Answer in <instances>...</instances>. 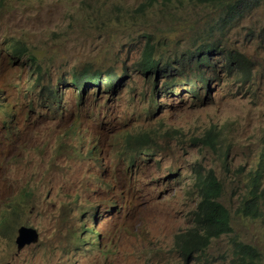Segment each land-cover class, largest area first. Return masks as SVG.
I'll return each mask as SVG.
<instances>
[{
  "label": "rangeland",
  "instance_id": "rangeland-1",
  "mask_svg": "<svg viewBox=\"0 0 264 264\" xmlns=\"http://www.w3.org/2000/svg\"><path fill=\"white\" fill-rule=\"evenodd\" d=\"M140 3L0 0V101L13 105L5 116L0 104V264H172L179 259L174 236L188 229V213L198 202L196 171H213L233 231H250L264 261V4L246 20L230 21L220 39L214 36L227 52L250 61L252 75L243 83L241 72L217 65L219 55L209 53L206 70L196 62L199 56H189L193 45L213 44L207 29L217 17L215 6H150L138 15L142 20L147 13L144 30L133 17ZM146 33L153 45L167 46L168 55L188 49L184 66L171 67L187 77L207 75V88L199 89L202 82L193 78L199 89L194 97L192 78L175 71L165 79L142 74ZM10 38L27 41L32 60L6 54L3 41ZM42 61L49 68L44 86L52 87L57 75L65 81L57 109L27 92ZM85 70L127 77L115 94L92 86L84 93L79 75ZM146 147L148 158L137 155ZM255 175L261 214L240 218L235 210L250 197ZM115 194L130 203L117 218ZM52 205L64 213L50 215ZM34 208L42 216L35 219ZM147 212L162 229L146 219ZM20 226L38 236L18 252ZM85 227L90 232L81 233ZM206 253L211 263L228 264L229 237L213 241ZM188 264L206 263L193 258Z\"/></svg>",
  "mask_w": 264,
  "mask_h": 264
},
{
  "label": "clouds",
  "instance_id": "clouds-1",
  "mask_svg": "<svg viewBox=\"0 0 264 264\" xmlns=\"http://www.w3.org/2000/svg\"><path fill=\"white\" fill-rule=\"evenodd\" d=\"M174 2L179 4L177 7L182 6L185 10L188 9L187 6L190 4L197 5V6H209V5L215 6L214 12L217 13V17L209 22V27L207 29V35L211 38L212 43L219 42V40H215L214 36L217 35L218 39H220L223 36L224 27L227 26V24L230 21H232V20H237V21L246 20L248 18L247 16L250 17L252 15V13H254L258 9H260L259 6L264 4V0H226L225 2H222V3H215L212 1H203V0H170L169 2H165L163 0H157L156 2L152 3L149 0H141V3L133 11L134 20H135V22H137L139 24L140 28L145 30L149 24L148 18H147V13L144 15L142 20H141V18H138V15H142L143 10H147L150 6H154V5L159 4V3L164 5V6H167V5L174 3ZM263 31H264V29H263ZM246 35H248V33H246L245 36ZM142 37H144L146 39L145 43H153L152 41H148V39L151 37V35L146 33ZM3 43H7V46L5 47L4 52L6 54L10 53L13 56V59L17 58L20 60H23V59L32 60V56L29 53L27 46L24 44V43H28L27 41H23L20 38H10V39H6V40L4 39ZM11 43H22L24 45V47L26 48V53L24 55H22L21 57L13 55L12 52L8 48V46ZM155 43H158V42H155ZM160 48H161L160 53H164L165 62L163 64H161L159 69L156 70L155 72L163 75L162 79H165V76L168 75V71H175L176 74H178L179 76L184 74V70L178 69L177 67H171V62H174L172 60V57L175 56V57H177L178 60L174 63L178 62L180 64V66H184V61L186 59H189V57H186L184 55V54H187L188 49L183 48L182 49V52L184 53L183 56H177L175 54L168 55V47L165 46L164 44H162ZM195 48H198L196 44L193 45V49H195ZM217 49H218L217 51L215 50L216 52H214V51H210V52H213L214 54L219 55L218 57H216V60H218L217 63H219L217 65L219 67L225 69L223 67L224 64L227 63L225 61V56L219 54L222 51V43H220V47L218 46ZM210 52L205 53V55H209ZM205 63H206V61H203L200 64V65H202L204 70H206L209 66V63L208 64H205ZM194 70H197V69L194 68ZM32 72H33V77H34V83H33V85L29 86V88L27 89V92L31 95V98H32V96L38 95V99L35 100L32 98V100H35L38 104H40V103L48 104L50 101H53V102H55L54 108L55 109L59 108V106H60L59 100L60 99H59L58 93L60 92V86H62L65 83V81L61 78L60 75H57L54 79V83H51V84H53L52 87L44 86V77L49 72V68L45 65V63L43 61H42V64L39 65L38 67H36V69H33ZM111 72L112 71H110V72L106 71L105 73H111ZM163 72H165V74H162ZM88 74L94 75L96 73L90 72ZM202 76H203V78H202ZM73 77L74 76L71 77V80ZM76 77H77L76 83H73V84L75 86H78V83H77L78 82V76H76ZM87 77H88V75H83V72H82V74L79 75V81L81 82L80 86L82 87V92L87 93L88 91H90V88H88V86H92V87H96L99 89L102 88V90H104L108 94H115V93L119 92V87L123 83L125 78L127 77V72H123V73H119V74L111 73L110 76L107 74L101 73L100 74V80H95L93 82L85 81V78H87ZM97 77H99V76L97 75ZM114 77L117 78L116 80H117V82H119V84H118L115 92H110V91H108V89H107L108 87L106 85L109 82H111L112 80H115V79H113ZM181 77L186 78L187 76L182 75ZM187 78H192L191 81H189L191 83L192 89H189V90H191L190 91L191 95H193L194 97L198 93V90L200 88L201 89L207 88L208 83H209V77L207 75H203L202 73H199V74L196 73L194 75H190ZM193 78L199 79L202 82V85L201 86L199 85L200 86L199 89L196 87L198 84L195 82V80ZM205 80H207V82H205V84H204ZM212 80H214V79L212 78ZM160 86H163V83ZM91 92H94V90H91ZM0 100H2V99L0 98ZM141 100L145 105L148 106L149 109L155 110L154 108H152L153 103L150 100L145 101L142 98H141ZM0 104H4L3 105L4 107L2 109V113L5 116L8 114V110H11L13 108V105L9 108L7 104L3 103V101H0ZM76 135L78 138H80L79 129L77 130ZM260 148L262 150V156L264 157V145H262ZM146 149L148 150L147 153H145ZM15 152H16V154L19 153L18 151H15ZM148 153H149V148L146 147L142 150L140 148L137 152V155L148 158ZM25 154H27L29 158L32 157L30 152H25ZM24 155L22 154L20 157L24 158ZM207 172H209V171H207ZM207 172L200 174V173H197V171H196L195 176H194V184L196 183L198 174L203 175ZM210 172L213 173V171H210ZM213 175H214V173H213ZM215 178L219 182V179L217 177H215ZM257 178L258 177L256 175L252 177V190L250 193V197L248 199L243 200L242 203L240 205H238V207L235 210L236 215L239 216L240 218H246V219H250V220L254 219V218L246 217L243 214H241V208L243 205L252 204V199L254 197H256V205H257L258 196H257L256 191H255ZM196 193H197V197H198V202L196 203L194 208L188 213V225H189L188 229L184 233H178L174 236L173 247H174V251L178 255L179 259L172 264H188L189 261L193 258H196V260H199L200 262H204L206 264H213L209 261V258H208L206 251L208 250V248L210 247V245L213 241L218 240L222 237H229V239H230L231 252H232L233 256L230 259V261L228 262V264H241V258L243 256V254L241 252L242 251L246 252L248 248H251L253 254L255 255L254 262L256 264H264L263 258L260 256L257 249L250 242L251 238H252L251 232L246 230V229H241L237 232H234L233 228H232L231 212H230L228 207L225 208L223 205L222 206L228 212L229 222H230V230L222 233L217 238L211 239L209 244L203 249V251H197V250L192 249L190 255L188 257H186L187 244L189 242H191L193 231L196 228V225L194 224L193 213L197 212L198 203L200 201L199 192L196 191ZM114 199H115V205H120L119 208L117 209V213H116L115 218H117L123 214L126 215L130 211V203H129L128 198L115 194ZM64 211H65L64 208H57L55 205H52V207L49 211V214L50 215L57 214L58 216H60L64 213ZM147 213H148V215H147L146 219L152 220V223H154L155 226H158L160 229H162L163 224L159 223V221L157 220V217H153L149 212H147ZM159 214H161V216H163V213H159ZM33 215H34L35 219H36L37 215L42 216L38 212V210H36L35 208H34ZM129 225L130 224L122 226L121 230L128 231ZM21 228L33 230L37 234L36 230L31 228V227H27V226L18 227L17 231H16V238H15V245H16V249L18 252L21 251L25 246L34 244V243L25 244L21 249L18 248L16 241L20 237L19 230ZM86 228L87 227L82 229L81 233H86L87 231L90 232V230H87ZM37 236H38V234H37ZM108 236H109V231L107 230L106 238H108ZM102 237L104 238V236H102ZM236 238H238L239 241L235 240ZM95 246L97 249V245H95ZM236 253H239L238 259L235 256ZM201 257H203L202 260H201Z\"/></svg>",
  "mask_w": 264,
  "mask_h": 264
},
{
  "label": "trees",
  "instance_id": "trees-1",
  "mask_svg": "<svg viewBox=\"0 0 264 264\" xmlns=\"http://www.w3.org/2000/svg\"><path fill=\"white\" fill-rule=\"evenodd\" d=\"M154 3L157 0H149ZM165 2H169L170 0H163ZM203 1H212L215 3H222L226 0H203ZM146 45V46H145ZM143 49L140 53V61L138 63V68L140 72L144 75H152L155 76L158 73L155 71L159 69L161 64L165 62L164 53H160L161 45L156 43L153 45L152 43H145ZM220 47V43H213L212 45H201L198 48L192 50V53L189 55L193 57L194 55L199 56L196 60L200 65L203 61H208L209 55H205V53L214 51L216 52ZM9 50L13 55L21 57L26 53V48L22 43H11L8 46ZM216 50V51H215ZM220 55L225 56L224 64L225 70L228 72H241L239 76V80L245 83L250 75H252L251 63L247 58H238L233 54L227 52L222 47V51L219 53ZM172 60L176 62L177 57H172ZM195 69H197L195 67ZM83 75H88L85 78L87 82H93L95 80H100L101 72L94 71L96 74L91 75L88 74L90 71H82ZM98 72V73H97ZM110 72V71H107ZM103 74V73H102ZM107 75H111V73H104ZM162 74H165L163 72ZM97 75L99 77H97ZM203 78V76H202ZM77 77L74 76L72 78V82L76 83ZM111 82H109L106 86L108 87V91L115 92L119 82H117V78L114 77ZM148 150L146 149L145 153ZM197 187L199 189V197L200 201L198 203L197 212L193 213L194 216V224L196 225L195 230L193 231V235L191 238V242L187 244L186 257H188L192 251V249L197 251H203V249L209 244L210 240L213 238L219 237L222 233L230 230V222L227 210L219 203L220 194H221V186L218 180L215 178L212 172H207L203 175H197ZM241 214L250 218H257L260 216L261 211L256 205V197L252 199V204L243 205L241 208ZM247 252V253H246ZM246 252H241L243 254L241 258V264H256L254 262L255 255L252 252L251 248H248ZM238 259L239 253L235 254Z\"/></svg>",
  "mask_w": 264,
  "mask_h": 264
},
{
  "label": "water",
  "instance_id": "water-1",
  "mask_svg": "<svg viewBox=\"0 0 264 264\" xmlns=\"http://www.w3.org/2000/svg\"><path fill=\"white\" fill-rule=\"evenodd\" d=\"M19 235L20 237L16 241L19 249L25 244L35 243L37 241V234L33 230L21 228L19 230Z\"/></svg>",
  "mask_w": 264,
  "mask_h": 264
}]
</instances>
